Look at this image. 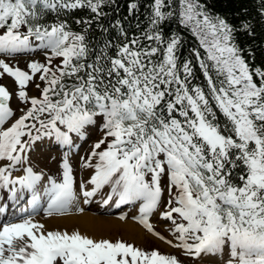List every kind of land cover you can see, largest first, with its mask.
Segmentation results:
<instances>
[{
    "label": "snow or ice",
    "instance_id": "1",
    "mask_svg": "<svg viewBox=\"0 0 264 264\" xmlns=\"http://www.w3.org/2000/svg\"><path fill=\"white\" fill-rule=\"evenodd\" d=\"M143 7L141 20L140 0L126 14L119 0H0V78L19 101L0 83V264H264V42L236 35L255 37L256 19L234 25L204 0ZM257 11L264 25V0ZM180 28L196 41L184 51ZM93 129L77 189L68 153ZM38 140L67 149L55 174L30 162ZM81 193L137 204L177 251L39 218L83 213Z\"/></svg>",
    "mask_w": 264,
    "mask_h": 264
},
{
    "label": "rangeland",
    "instance_id": "2",
    "mask_svg": "<svg viewBox=\"0 0 264 264\" xmlns=\"http://www.w3.org/2000/svg\"><path fill=\"white\" fill-rule=\"evenodd\" d=\"M33 55L36 57H39L40 59H44L43 53L40 51L35 52V54H33ZM4 58L7 61H9L11 64H16L17 62H19L20 66L22 67L25 65V61L27 59L31 58V56L30 55H15L13 58H9L8 56H4ZM0 83H4L9 88V90L13 92V95L10 98L11 104L13 105V108H17L19 105V101H18V99L16 97V93H15L16 85L14 84V78L10 77V75H8V74H4L3 77L0 78ZM29 91L32 92L31 85H29ZM98 134L99 133L97 132V130H95V129L91 130V134L88 137V139H84L85 142L83 143L82 150L77 151L75 154V157H73V156L70 157V161L73 160V167H74V171H75V174L77 177V189H78L79 177H80L79 157H80V155L84 154L85 149L89 148V144L91 143V140L93 138L97 137ZM35 144H36L35 150L31 153V157H32L31 162L35 163L38 161V163H36V169L37 170H40L39 165H41L42 169H45V170L55 174L57 172L58 161L60 159V152L58 151L57 146L56 145L55 146L50 145L47 140L35 142ZM80 146H81V144H80ZM46 152H54V155H52L51 153L47 154ZM73 154L74 153L72 152V155ZM51 157H55V159H52ZM85 176H87V173H85ZM80 196H82V193L80 194ZM80 207H82L84 209V211L89 209L87 205H81ZM76 214H77V212H75L73 210V211H67V212L60 213L59 215H58V213H55L54 215L66 216V215H76ZM109 214L113 215V214H118V213L113 212V213H109ZM126 217H129V215H127ZM39 218L46 219V220L48 219L44 214L43 215L39 214ZM150 219L153 220L154 226L156 227V229L158 231L163 232L164 235H169L164 230L163 225L166 224L164 220L157 222L155 215L151 216ZM143 228H144V226H143ZM144 230H145V228H144ZM145 232L151 236L145 237L144 240L140 239L137 242L134 241L136 244L141 245V246H158L162 251H177L174 248H170V246H168L160 238L156 237L153 233L148 232L147 229L145 230ZM116 236H119V235H114V236H110V237L115 238ZM127 240H130V239H127ZM182 258H184V257H182ZM189 264H200V262L199 261H195V262L189 261Z\"/></svg>",
    "mask_w": 264,
    "mask_h": 264
},
{
    "label": "bare ground",
    "instance_id": "3",
    "mask_svg": "<svg viewBox=\"0 0 264 264\" xmlns=\"http://www.w3.org/2000/svg\"><path fill=\"white\" fill-rule=\"evenodd\" d=\"M79 202H85L83 195L79 197ZM95 199V198H94ZM94 199L89 201L94 202ZM115 200V199H114ZM88 201V203H90ZM134 207L124 206L121 212L128 210L129 217L122 219L120 216H112L106 214H97L100 207L94 205L91 209L85 210L83 213H77L76 215L57 216L54 215L51 219H44L48 227H68L71 229L73 225H76L80 230L86 231L89 234H95L97 236L103 234L107 236L119 235L123 238L130 239L132 241H139L145 239L151 235L147 234L139 221L134 220L138 211L135 212ZM42 219V218H41Z\"/></svg>",
    "mask_w": 264,
    "mask_h": 264
},
{
    "label": "trees",
    "instance_id": "4",
    "mask_svg": "<svg viewBox=\"0 0 264 264\" xmlns=\"http://www.w3.org/2000/svg\"><path fill=\"white\" fill-rule=\"evenodd\" d=\"M148 0H140L141 8H140V19L143 20V5L146 4ZM207 4V7L214 11L219 12L229 20L230 23L237 25L239 21L246 16H252L256 19V27L255 32L256 36L249 38L244 32H237V40L240 43L241 47L244 46L245 43L252 42L256 45H260L261 42H264V25L260 23V18L258 15V8L261 6V0H204ZM121 5V12L125 13L126 9V0H119ZM74 15H82L83 13L80 11H74ZM126 14V13H125ZM173 27H178L175 21L171 23H166L165 32L170 31ZM180 31L183 32L185 36V44L183 46L182 51L186 50L188 47L195 45V37L188 32L186 29L180 28ZM257 63H260L264 56L261 55L264 52V48L257 47Z\"/></svg>",
    "mask_w": 264,
    "mask_h": 264
}]
</instances>
